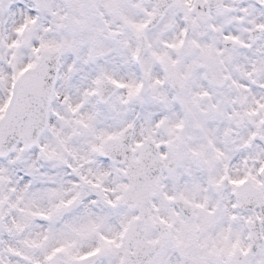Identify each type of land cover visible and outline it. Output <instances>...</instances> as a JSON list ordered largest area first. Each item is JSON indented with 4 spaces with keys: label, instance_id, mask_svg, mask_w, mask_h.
Returning <instances> with one entry per match:
<instances>
[{
    "label": "snow or ice",
    "instance_id": "1",
    "mask_svg": "<svg viewBox=\"0 0 264 264\" xmlns=\"http://www.w3.org/2000/svg\"><path fill=\"white\" fill-rule=\"evenodd\" d=\"M0 264H264V0H0Z\"/></svg>",
    "mask_w": 264,
    "mask_h": 264
}]
</instances>
